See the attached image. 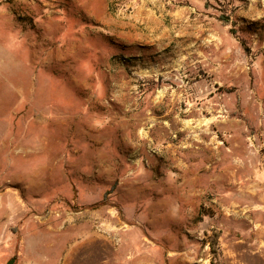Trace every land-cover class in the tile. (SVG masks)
Wrapping results in <instances>:
<instances>
[{
    "label": "rangeland",
    "instance_id": "1",
    "mask_svg": "<svg viewBox=\"0 0 264 264\" xmlns=\"http://www.w3.org/2000/svg\"><path fill=\"white\" fill-rule=\"evenodd\" d=\"M130 1L0 0V264H264V0Z\"/></svg>",
    "mask_w": 264,
    "mask_h": 264
},
{
    "label": "crops",
    "instance_id": "2",
    "mask_svg": "<svg viewBox=\"0 0 264 264\" xmlns=\"http://www.w3.org/2000/svg\"><path fill=\"white\" fill-rule=\"evenodd\" d=\"M150 0H142L140 4L139 8H138V12L143 8H147V9H152V12L155 11L154 7H150L149 5H147V2ZM157 1H161L162 0H157ZM137 3L138 0H132L130 1V3ZM165 2L166 4V8H167V4L168 5H173L174 6V13H193L195 12L196 14H212V10H213V6H212V2L213 0H164L163 3ZM160 3V4H161Z\"/></svg>",
    "mask_w": 264,
    "mask_h": 264
},
{
    "label": "water",
    "instance_id": "3",
    "mask_svg": "<svg viewBox=\"0 0 264 264\" xmlns=\"http://www.w3.org/2000/svg\"><path fill=\"white\" fill-rule=\"evenodd\" d=\"M16 260H17V256H13L12 258H10V259L6 262V264H15Z\"/></svg>",
    "mask_w": 264,
    "mask_h": 264
}]
</instances>
